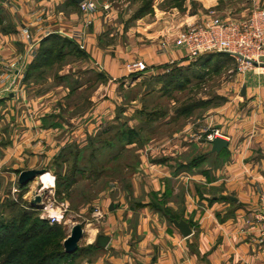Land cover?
<instances>
[{
    "label": "rangeland",
    "instance_id": "374dc122",
    "mask_svg": "<svg viewBox=\"0 0 264 264\" xmlns=\"http://www.w3.org/2000/svg\"><path fill=\"white\" fill-rule=\"evenodd\" d=\"M96 1L100 8L96 14L103 23L101 46H110L111 51L120 46L123 52L129 47L130 53L147 50L161 41L172 43L181 29L190 25L189 22H196L202 15L217 13L228 16L239 8L235 0ZM2 2L0 0V4ZM104 4L109 7L104 8ZM10 20V13L0 5V26L5 32L11 29ZM81 57L78 54L57 62L60 68L65 67V72L69 65L82 64L80 68L75 67L77 73L68 75V80L60 81L54 76L50 84L41 86L38 83L19 92L27 98H37L43 91L47 93L43 97L54 102L58 99L53 104L55 108L50 105L49 111L58 110L64 116L81 115L80 120L66 123L64 131L54 136L51 141L56 143L54 151L47 153L49 148L43 149L40 166L45 172L38 174L22 191L19 188L18 192H14L22 167L13 166L9 161L0 163V216L10 218L21 209L29 211L30 219L24 230L33 223V218L45 221L41 225L43 227L34 233L41 232V235L30 243L28 250H36L40 246L45 252L62 250L73 225L81 224L84 233L77 251L51 264H91L90 260L95 255L90 254L88 246L95 244L100 234L111 232L106 214L116 208H128L127 212L132 216L127 225L133 228L138 227V214L144 209L148 213L158 212L166 224L176 227L172 219H184L183 211L182 207L178 210L170 207L168 202L171 199L176 197L182 201L189 191L193 193L191 189L197 194L200 192V195L216 194L204 185L194 186L200 182L202 174L211 175L224 159L208 149V135L219 128L209 125L207 116L215 107L230 101V86L235 84L236 74L240 71V64L229 56L204 55L195 59L173 60L165 69L169 70L166 75H133L123 83L121 79L106 97V89H96L94 82L98 78L88 71ZM67 63L68 66H64ZM89 82L92 84L88 89H79ZM61 83L68 89L54 88ZM13 93L15 91L0 99V141L4 140L1 142L4 144L11 138L7 134V115L21 110L10 106L9 101L15 97ZM16 98L19 100L21 97ZM86 98L91 100L88 107L80 106L70 111L72 103ZM105 98H108L109 104L97 102ZM41 109L43 107L36 109L35 113ZM203 155L204 158L198 160ZM157 165L163 166L166 175H155ZM184 169L188 175L195 177L191 180L193 186L189 180L187 187L183 186L181 179L173 174ZM37 195H41V202L33 204L32 200ZM12 203L15 207H10ZM47 205L50 211L46 210ZM60 207L66 210L58 222L51 224L47 214ZM131 207L137 212H132ZM49 228L54 230L48 233ZM44 241L48 245H43Z\"/></svg>",
    "mask_w": 264,
    "mask_h": 264
},
{
    "label": "crops",
    "instance_id": "0c3cea01",
    "mask_svg": "<svg viewBox=\"0 0 264 264\" xmlns=\"http://www.w3.org/2000/svg\"><path fill=\"white\" fill-rule=\"evenodd\" d=\"M235 1L239 6L237 12L220 16L243 18L249 16L256 8L264 9V0ZM0 5L10 13L11 19L9 31L5 32L0 26V88L12 86L11 91H15V97L9 101L10 106L21 109L7 115V134L11 138H8L6 144L1 143L4 140L0 141V163L6 164L9 161L13 166L22 167V170L43 169L40 166L43 162V149L45 151L49 148L47 153L54 151L56 143L51 142L54 136L64 131L63 125L66 123L80 120L81 115L74 113L64 116L60 115L58 110L49 111L55 108L56 105L53 104L57 103L58 99L54 102L43 97V94H47L43 91L37 98H27L19 92L38 83L41 86L50 84L55 79L54 76L60 78V81H66L70 78L68 75L77 73L75 67H82V64L69 65L65 72V67L60 68L59 63L45 66L40 63L38 68L31 67V64L37 57L42 41L50 34H59L77 44L71 34L82 28L83 15L73 0H3ZM208 17L209 15H202L196 22L189 24L200 23ZM102 29V19L99 14H95L92 25L86 29V48L81 49L83 55L80 59H83L82 62L88 71L96 74V89H106V97L110 96L113 86L120 84L121 79L122 83L129 80L127 62L142 59L152 69L144 74L156 75L165 71L163 66L184 60L186 57V50L176 46L174 38L172 43L167 42L169 54L165 57H159L155 53V48L160 42L149 46L147 50H138L135 53L128 52L129 47L123 52L119 49L120 46L113 52L110 46H101ZM68 57L70 59L77 56ZM68 64L64 66L67 67ZM91 84L92 82H89L79 89L86 90ZM54 88L68 89L62 83ZM244 89L245 95L242 94ZM230 92V101L215 107L207 116V123L219 128L222 132L220 137L229 141L225 151L216 153L219 156L222 154L221 159H224L212 170L211 175L202 174L199 184H194L197 187L204 185V188L214 190L216 194L200 195V192L197 194L191 189L193 193L189 191L184 200L179 201L174 197L168 202L174 210L182 207L183 218L189 222L192 234L184 237L178 228L166 224L164 217L158 212L148 213L147 209L139 211L138 227H130L127 224L132 213L127 212V207H119L106 214V221L111 229V234L106 233L110 236L107 246L99 247L96 243L88 246L91 249L90 254L95 255L94 259L90 260L91 264H264V242L256 238L257 232L246 225L244 220L248 215V208L256 203L258 196L264 191L262 66L239 71L235 84L230 86ZM16 97L21 98L17 100ZM80 101L70 105L71 112L76 107H88L91 100L86 98ZM101 101L105 105L110 103L108 98L97 102ZM1 104L2 102L0 107ZM39 107H43V110L35 113ZM208 144V149H211L210 141ZM162 167L157 165L154 169L157 171L155 175H166ZM173 174L181 179L183 186L187 187L188 180L193 186L191 180L195 177L188 175L185 169ZM167 176L171 174L167 173ZM160 188L159 182L158 189ZM231 197H236L238 201L232 200ZM130 210L137 212L132 207ZM100 211L103 212L101 209ZM103 215L105 217V213Z\"/></svg>",
    "mask_w": 264,
    "mask_h": 264
},
{
    "label": "built area",
    "instance_id": "2783aa9c",
    "mask_svg": "<svg viewBox=\"0 0 264 264\" xmlns=\"http://www.w3.org/2000/svg\"><path fill=\"white\" fill-rule=\"evenodd\" d=\"M79 5L83 15L82 28L75 30L71 38L77 42L80 49L86 48V29L93 23V16L99 11V4L96 0H84ZM108 8V4L103 5ZM174 43L179 48L186 50V59H195L208 53H224L235 58L239 65V70L262 66L264 73V9L256 8L247 17L225 18L216 13H212L200 23L190 24L181 29ZM155 53L159 57L169 54L167 42H160ZM127 78L133 75L139 76L152 70L142 59H133L126 64ZM11 87L0 88V99L11 92ZM220 136L219 130L212 131L208 135L209 141ZM14 192H18V186L14 187ZM50 206L47 205L46 210ZM66 208L60 207L49 214L48 220L51 224L59 221L60 216ZM245 224L252 227L257 232L256 238L264 242V191L260 193L256 203L248 208V215L244 218Z\"/></svg>",
    "mask_w": 264,
    "mask_h": 264
},
{
    "label": "trees",
    "instance_id": "16d2710c",
    "mask_svg": "<svg viewBox=\"0 0 264 264\" xmlns=\"http://www.w3.org/2000/svg\"><path fill=\"white\" fill-rule=\"evenodd\" d=\"M73 2L77 4L74 0ZM77 6L79 7L78 4ZM78 54L83 55V51L71 39L63 37L56 33L50 34L42 41V44L38 49L37 57L31 64V67L38 68L40 66V63H43V66L47 64L53 65L58 61L64 60L70 55L77 56ZM204 55H222L231 57L230 55L224 53H208ZM167 66L168 65H165L163 66V68L167 69ZM168 71L169 70H165L163 73L156 75H166ZM143 74L144 73H140L138 75ZM203 158L204 155L199 157L198 160H201ZM17 183L18 188L21 189L20 191L27 187V185H20L18 180ZM227 198L228 197H226V199ZM9 205L10 207H13L14 203ZM28 213L29 211L21 209L15 214V216H11L10 218L0 216V264H31L29 261H33L32 263L34 264H51L53 261L61 258L64 255L71 256L74 254H68L64 249L61 250V248L60 250L45 252L43 251V246L38 247L36 250H28L27 248L29 247L30 243L36 237H39L41 235V232L39 234L34 233L39 231L43 227L41 225L45 223V221L37 218H35L34 220L33 218V223L30 224L28 229L24 230V226H26L27 220L30 219ZM37 226L40 227L37 228ZM51 230L54 229L49 228L48 233ZM43 245H48V243L46 244V241H44Z\"/></svg>",
    "mask_w": 264,
    "mask_h": 264
},
{
    "label": "water",
    "instance_id": "95a60500",
    "mask_svg": "<svg viewBox=\"0 0 264 264\" xmlns=\"http://www.w3.org/2000/svg\"><path fill=\"white\" fill-rule=\"evenodd\" d=\"M77 4H80L84 0H74ZM242 94L245 95V89L242 91ZM212 148L211 152L219 153L223 149L227 148L229 145V141L223 137H215L212 141ZM45 169H26L23 170L19 177L18 182L20 185H27L30 182H32L38 174L44 173ZM233 200L238 201L236 197H231ZM41 195H37L35 200H32V203L35 204L37 202H41ZM113 208V206H111ZM174 225L179 229L181 234L184 237H188L192 234L193 230L185 219H173L172 220ZM84 230L81 226V224H75L73 225L70 234L65 238L63 242V247L66 253L73 254L77 251L79 248V242L83 238ZM110 241V236L106 234H100L96 238V245L99 247H105Z\"/></svg>",
    "mask_w": 264,
    "mask_h": 264
}]
</instances>
